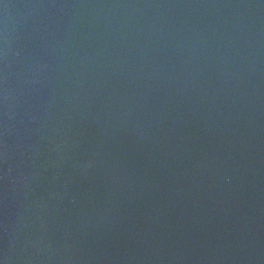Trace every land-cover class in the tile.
<instances>
[{
  "label": "water",
  "instance_id": "95a60500",
  "mask_svg": "<svg viewBox=\"0 0 264 264\" xmlns=\"http://www.w3.org/2000/svg\"><path fill=\"white\" fill-rule=\"evenodd\" d=\"M0 264H264V0H0Z\"/></svg>",
  "mask_w": 264,
  "mask_h": 264
}]
</instances>
